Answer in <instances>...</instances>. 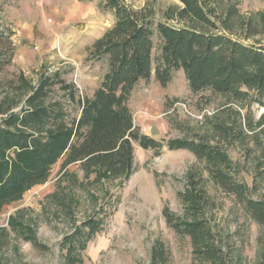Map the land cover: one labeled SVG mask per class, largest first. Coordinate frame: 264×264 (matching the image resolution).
I'll return each mask as SVG.
<instances>
[{
  "label": "trees",
  "instance_id": "1",
  "mask_svg": "<svg viewBox=\"0 0 264 264\" xmlns=\"http://www.w3.org/2000/svg\"><path fill=\"white\" fill-rule=\"evenodd\" d=\"M102 1L114 23L87 51L89 61L106 66L90 96L80 95L58 71L42 74L34 87L22 73L9 76L14 32L0 17V213L32 187L44 184L59 161L61 175L78 165L84 180L78 186L84 189L129 178L133 143L144 150L163 147L162 142L141 135L134 125L129 108L132 91L152 74L164 88L173 72L181 70L192 94L209 91L224 97L225 104L210 122V142L197 134L189 140H169L165 146L187 150L201 161L209 181L233 196L257 224L256 241L261 249L257 264H264V165L256 168L248 187L237 179L238 166L227 154L245 137L240 113L233 106L240 105L248 91L256 103L264 104V13L242 16L226 0H175L177 4L166 7L156 18L147 5L133 9L126 0ZM247 126L252 130L249 123ZM60 197L53 196L55 204L70 215L74 199L66 194ZM177 199L182 215H175L167 206L161 214L168 228L189 239L194 264H235L233 250L217 245L206 218L212 202L201 168L193 165L187 171ZM9 222L36 250L47 251L30 228L13 218ZM100 226L101 221L91 218L62 238L64 264H84L83 252ZM169 261L164 243L154 240L149 264Z\"/></svg>",
  "mask_w": 264,
  "mask_h": 264
},
{
  "label": "rangeland",
  "instance_id": "2",
  "mask_svg": "<svg viewBox=\"0 0 264 264\" xmlns=\"http://www.w3.org/2000/svg\"><path fill=\"white\" fill-rule=\"evenodd\" d=\"M240 15L264 13V0H226ZM133 9L153 8L156 18L175 0H126ZM0 17L11 26L14 56L9 76L22 73L34 87L42 74L60 72L80 95L90 96L99 85L106 66L87 59L88 48L114 23L113 14L103 9L102 0H0ZM245 91V89H243ZM21 100L23 96L21 95ZM264 103V98L261 99ZM225 98L209 91L192 94L181 70L173 72L162 88L153 78L135 87L129 102L134 125L143 136L162 142L159 151L144 150L133 143V172L129 178L103 181L84 189L78 165L60 173V161L52 167L48 180L27 191L0 213V264H64L62 238L82 222L94 218L100 229L87 243L84 264H149L150 247L160 239L170 253L168 264H194L189 239L176 235L165 224L164 206L182 215L177 193L186 183V173L196 165L203 171L204 188L212 207L206 211L216 243L231 248L235 264H257L259 227L235 201L208 179L205 165L187 150H169L173 139H193L200 135L211 141L210 122L223 109ZM21 103L16 110H19ZM245 137L227 152L238 166L237 179L248 187L255 170L264 165V104L256 103L248 91L240 105ZM252 126L249 130L247 124ZM264 178L262 179V190ZM66 194L74 199L71 214L57 206L53 196ZM30 228L47 251L36 250L24 233L9 219Z\"/></svg>",
  "mask_w": 264,
  "mask_h": 264
},
{
  "label": "crops",
  "instance_id": "3",
  "mask_svg": "<svg viewBox=\"0 0 264 264\" xmlns=\"http://www.w3.org/2000/svg\"><path fill=\"white\" fill-rule=\"evenodd\" d=\"M134 92H135V88H134V90L132 91V95H131V97H130V100H129V102L131 101V99L133 98V96H134Z\"/></svg>",
  "mask_w": 264,
  "mask_h": 264
}]
</instances>
